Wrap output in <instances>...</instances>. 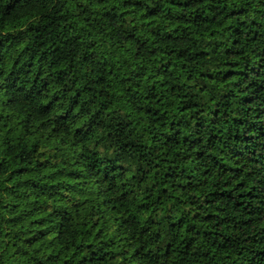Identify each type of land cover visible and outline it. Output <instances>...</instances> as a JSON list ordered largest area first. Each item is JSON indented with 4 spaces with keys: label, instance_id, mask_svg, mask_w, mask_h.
Segmentation results:
<instances>
[{
    "label": "clouds",
    "instance_id": "clouds-1",
    "mask_svg": "<svg viewBox=\"0 0 264 264\" xmlns=\"http://www.w3.org/2000/svg\"><path fill=\"white\" fill-rule=\"evenodd\" d=\"M0 264H264V0H0Z\"/></svg>",
    "mask_w": 264,
    "mask_h": 264
}]
</instances>
